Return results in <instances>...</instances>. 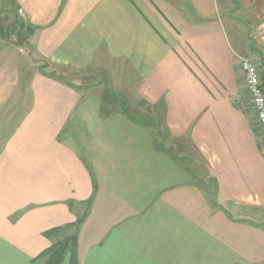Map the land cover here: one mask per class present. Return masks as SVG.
I'll use <instances>...</instances> for the list:
<instances>
[{"label":"crops","instance_id":"obj_1","mask_svg":"<svg viewBox=\"0 0 264 264\" xmlns=\"http://www.w3.org/2000/svg\"><path fill=\"white\" fill-rule=\"evenodd\" d=\"M12 11L26 37L0 27V264H36L92 195L78 264H264V145L240 66L254 48L264 71V0H0ZM107 61L185 161L79 81Z\"/></svg>","mask_w":264,"mask_h":264},{"label":"rangeland","instance_id":"obj_2","mask_svg":"<svg viewBox=\"0 0 264 264\" xmlns=\"http://www.w3.org/2000/svg\"><path fill=\"white\" fill-rule=\"evenodd\" d=\"M226 21V20H225ZM16 22V23H15ZM19 17L15 14V12H9L7 14L0 15V27L6 32L8 37L14 38V39H20L23 38L21 33L18 32L17 23H19ZM228 23V21H226ZM235 22L236 25H238ZM229 26H231V23H229ZM12 27V28H11ZM247 48V46H245ZM260 55V52L254 48H247V57L251 58L255 61V63H258V56ZM110 65H101V67H96L95 70H91L90 75H88L87 79H80L79 81L87 82L88 84L93 85V83L90 82H96L95 85L100 86L106 94H108L110 97L114 98L116 102H113V105L119 106L120 101L125 103L126 102L130 105L131 98H133V95L136 94L135 87L137 85L136 78L134 75L127 69V67L122 66L121 64L109 62ZM74 72H71L70 70L67 71V77L69 80H72L75 76ZM76 78V77H75ZM78 79V77L76 78ZM89 81V82H88ZM99 90V89H98ZM97 89H94L93 91L100 92ZM141 103V102H140ZM129 111L135 115L136 117H142L141 114L137 113V109L132 106H128ZM149 110V109H148ZM164 130V129H163ZM163 135H165V131H162ZM79 139L77 138H71V142L73 145L80 144L81 140V133L78 132ZM83 138V137H82ZM81 138V139H82ZM181 158V161H185L182 156H179Z\"/></svg>","mask_w":264,"mask_h":264},{"label":"trees","instance_id":"obj_3","mask_svg":"<svg viewBox=\"0 0 264 264\" xmlns=\"http://www.w3.org/2000/svg\"><path fill=\"white\" fill-rule=\"evenodd\" d=\"M26 37V35H23ZM264 63V59L261 60ZM262 83L264 86V71L262 73ZM119 107L121 108L122 112L129 118L130 121L144 125L147 127H152L155 133V147L162 149L168 152L174 159H181L177 156L171 147L163 146L159 144L158 138L163 134L161 132L160 124L151 120V118L147 117L146 115L142 114V117H136L133 115L129 108L120 101ZM80 155H82V148H80ZM84 158V156L82 157ZM187 165V164H186ZM88 167V165H87ZM89 168V167H88ZM189 172H191V168L187 166ZM192 173V172H191ZM93 186L95 187L96 184L93 180ZM93 199V195L86 201L85 210L81 215H79L74 221L61 225L52 227L44 232V234L52 240L51 244L43 249L37 256H35L32 260L36 264H61L62 261L67 258V264H78L77 259V240H78V231L80 226L82 225L83 221L87 217V214L90 209V205ZM66 231H70L68 234H64ZM62 236V237H61Z\"/></svg>","mask_w":264,"mask_h":264},{"label":"built area","instance_id":"obj_4","mask_svg":"<svg viewBox=\"0 0 264 264\" xmlns=\"http://www.w3.org/2000/svg\"><path fill=\"white\" fill-rule=\"evenodd\" d=\"M240 66L244 73L250 110L264 145V86L262 73L257 64L248 57H240Z\"/></svg>","mask_w":264,"mask_h":264}]
</instances>
